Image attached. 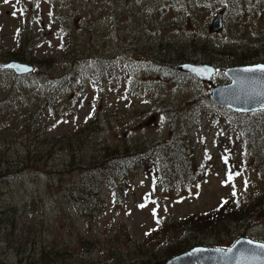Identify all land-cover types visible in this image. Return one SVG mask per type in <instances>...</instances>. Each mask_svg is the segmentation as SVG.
<instances>
[{
  "label": "rangeland",
  "instance_id": "1",
  "mask_svg": "<svg viewBox=\"0 0 264 264\" xmlns=\"http://www.w3.org/2000/svg\"><path fill=\"white\" fill-rule=\"evenodd\" d=\"M219 13L224 27L212 33ZM64 31L78 42L82 59L76 64L83 80L70 99L47 107L32 127L21 122L43 97L39 85L16 84L11 73L0 74V219L5 223L0 222V264H29L45 249L82 252V238L97 244L87 264H111L107 248L114 242H130L164 261L166 240H178V222L212 215L225 201L236 207L263 191L264 114L235 123L229 110L218 111L209 98L212 86L187 73L178 82L172 77L183 74L182 53L195 46L214 55L210 64L219 73L212 85L230 84L225 75L230 66L220 64L249 56L254 46L264 55V0H0L2 62L28 37L26 63L56 61L51 70L35 66L37 77L67 71L77 56L64 45ZM80 133L88 136L87 151L105 143L150 146L182 135L195 178L166 182L138 167L125 192L114 197L101 187L99 201L88 203L89 212L82 214L54 185L61 178L70 187L81 175L76 165L72 173L57 174L67 170L68 161L66 151L54 145L58 137ZM40 155L45 161L36 165ZM20 161L29 168L8 175L9 164ZM52 194L57 204L50 201ZM10 207L16 209L17 226L9 231ZM243 230L244 237L264 242V213ZM202 238L221 247L233 244L225 229L220 238L199 232L183 241Z\"/></svg>",
  "mask_w": 264,
  "mask_h": 264
},
{
  "label": "trees",
  "instance_id": "2",
  "mask_svg": "<svg viewBox=\"0 0 264 264\" xmlns=\"http://www.w3.org/2000/svg\"><path fill=\"white\" fill-rule=\"evenodd\" d=\"M67 34L66 43L64 44L67 49L71 50L73 57L77 56V60L74 65L67 71H63L60 74H48V76L37 77L34 72L32 75L19 77L12 74L13 80L16 84L25 81L28 86L32 84L39 85V89L42 91L43 97L41 101L30 110V113L23 118L22 126L32 127L31 125L36 123V119L45 113L47 107H52L53 104L63 102L66 98H71L72 91L77 87L79 81L83 80L82 74L77 69L76 62L82 59V54L78 48V42L76 38L69 31H64L63 34ZM30 44L28 37L24 38L20 49L5 57L8 61L25 62L26 52L24 49ZM255 45H258L256 43ZM33 47V46H32ZM71 55V57H72ZM79 57V58H78ZM213 54H207L205 51L198 50L195 46H189L182 53L180 62L182 64H206L212 62ZM7 61V62H8ZM224 64H220L225 67L229 66H244L254 64H264V55L260 54L256 50V46L253 47L249 56L245 58H236L233 60H226ZM26 63V62H25ZM56 61L53 59L40 61L36 68H40L44 65L51 70L55 67ZM32 64V63H31ZM35 68V69H36ZM10 73L8 71H0V74ZM187 74L178 73L173 75L172 79L176 82L181 80L182 76ZM219 111L221 107L216 106ZM264 114L263 112L252 113V115L237 114L228 111L227 116L235 123H247L249 122V116ZM244 126V125H243ZM245 127V126H244ZM89 143L88 136L85 134H75L61 136L55 139L54 145H58L60 149L66 151L68 164H65L66 171L57 174H68L74 171L75 165L77 170L81 173L80 176L75 177L74 182L70 187H65L61 184V178L53 180L54 185L58 188L57 192L61 191L63 198L67 202L72 203L75 210L86 214L89 212L88 203L90 206L94 202L99 201V190L101 187L106 186L114 197H118L121 193L125 192L131 184V178L134 169L143 167L147 169L149 175L154 176L155 179L170 182L172 181H184V178L192 179L196 175V166L194 168V158L191 153V149L187 144V138L182 135H174L172 139L167 140L165 143L152 144L145 146L140 143L132 144L126 143L122 146L112 145L105 143L100 148L92 147L90 150H86V145ZM251 146V144H250ZM31 154V152H29ZM37 158V156H36ZM45 161V157L39 156V159L35 161L36 165L42 164ZM21 166L29 168L26 161H20L10 163L6 170L8 175H20V172L24 169ZM70 167V168H69ZM56 171L49 170V175H53ZM4 172V173H6ZM50 192V191H48ZM51 194V193H50ZM50 201L54 204L58 203V199L52 194ZM244 204H238L236 207L229 206L225 201L222 206L212 213V215L205 216H192L188 219L178 222L174 228L179 229L180 234L178 240H166L164 251L167 252L164 261H157L154 258L152 251L146 252L139 246L130 242L125 244L120 242L119 246L114 242L109 248H107V254L111 260V264H164L167 260L181 255L188 250L198 247H221L212 238L194 243L189 240L183 241L184 238L190 234L199 235V232H208L213 235V238H220L221 231L227 230L229 234V244L234 243L238 238L245 236L243 228L249 226L251 218L256 214L264 213V189L259 192L255 198L246 200ZM8 212L12 215V218L7 222V228H16L17 226V212L13 207L8 208ZM249 212V213H248ZM248 213V214H247ZM4 219H0L2 223ZM232 223H235L234 225ZM233 225V226H232ZM242 231V233H240ZM155 233H158L155 232ZM110 245V244H109ZM80 247L85 249L82 252H73L69 249L54 250L45 249L41 251L40 258L35 262L29 264H87L85 261L87 258H92L94 249L97 247L93 241L86 239L80 240ZM119 247V248H118ZM126 251V254H123ZM119 252L120 255L119 256ZM123 254V255H122ZM91 263V261H90ZM89 263V264H90Z\"/></svg>",
  "mask_w": 264,
  "mask_h": 264
},
{
  "label": "water",
  "instance_id": "3",
  "mask_svg": "<svg viewBox=\"0 0 264 264\" xmlns=\"http://www.w3.org/2000/svg\"><path fill=\"white\" fill-rule=\"evenodd\" d=\"M223 18L222 13L216 16L209 28L210 32L217 33L223 29ZM249 69L255 71H248ZM260 69H264V64L229 67L225 70V75L231 83L212 85L217 74L215 66L183 64L178 67L181 72L212 85L209 96L215 104L243 114L264 110V71ZM3 70L21 77L33 74L35 67L18 61H0V71ZM261 245L264 243L243 237L228 248L195 247L169 259L165 264H264V248Z\"/></svg>",
  "mask_w": 264,
  "mask_h": 264
},
{
  "label": "snow or ice",
  "instance_id": "4",
  "mask_svg": "<svg viewBox=\"0 0 264 264\" xmlns=\"http://www.w3.org/2000/svg\"><path fill=\"white\" fill-rule=\"evenodd\" d=\"M4 2H5V3H8L9 0H4ZM17 2H19V0H17ZM13 15H16V13L13 12ZM9 67H12V66H9ZM248 71H255V70H253V69H249ZM260 71H264V69H260ZM225 162H227V158H225ZM235 175H239V173H236ZM231 179H232V174L229 173V180H231ZM246 183H247V182H246ZM234 194H235V193H234ZM141 207H143V205H141ZM154 215H155V210H154ZM249 243H251V241H249ZM260 247H261V248H264V245H261Z\"/></svg>",
  "mask_w": 264,
  "mask_h": 264
}]
</instances>
